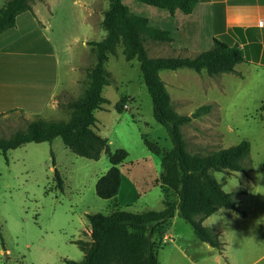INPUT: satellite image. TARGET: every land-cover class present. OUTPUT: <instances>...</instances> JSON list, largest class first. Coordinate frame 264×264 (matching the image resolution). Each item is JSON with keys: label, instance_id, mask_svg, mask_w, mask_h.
I'll return each mask as SVG.
<instances>
[{"label": "rangeland", "instance_id": "1", "mask_svg": "<svg viewBox=\"0 0 264 264\" xmlns=\"http://www.w3.org/2000/svg\"><path fill=\"white\" fill-rule=\"evenodd\" d=\"M5 1L0 0V7ZM32 2L37 15L35 13V17L30 10L19 13L22 31L16 35L15 48L20 52L1 57L4 62L0 63L1 78L5 84L18 83L15 89L19 85L25 92H33L37 88L46 91L47 86L41 81L56 76L57 87L69 91L59 94V110L49 112L48 107L42 116L67 119L70 109L66 103L82 94L87 69L95 62L88 41L105 35L102 20L108 1ZM123 3L141 15L146 6H150L138 0ZM145 45L152 57L187 56L184 51L173 50L169 42L148 39ZM105 66L111 74L110 83L102 91L107 102L94 114L97 130L108 139L110 147H123L128 152L120 167L125 177L119 192L111 199L101 198L95 192L97 179L110 166L104 152L97 160L77 155L59 136L51 142L30 141L0 150V264H66L65 258L79 260L84 252L76 240H90L89 213H109L114 209L161 210L164 199L176 197L159 183V158L146 148L141 138L144 133L165 148L171 146L165 127L153 117L152 100L138 60H125L122 45L118 44L115 54L108 53ZM160 76L176 112L192 114L201 105H211L181 126L189 151L207 153L236 144L243 138L249 140L250 153L243 162L254 164L253 182L247 186L248 193L243 195L242 203H239L242 193L238 189L246 186V180L228 175L229 170L210 172L220 183L225 181L222 188L234 194L239 208L250 207L253 202L254 213L261 212L264 220V120L259 118L260 114H255L256 109L261 110L254 97L255 90L234 87L228 93L219 92L214 90L217 76L186 67L162 70ZM121 98L122 111L119 112L115 104ZM261 108L264 110V103ZM27 114L20 109L1 113L0 136L8 137L16 130H24L27 120L41 117ZM55 169L62 179V189L56 185ZM237 221L233 210L227 208H219L204 219L203 224L219 233L223 248L218 250L200 241L191 224L175 212L166 229L169 239L162 241L157 250L159 264H225L222 254L235 247L238 239L242 246L247 244L263 250L264 233L241 231L239 238Z\"/></svg>", "mask_w": 264, "mask_h": 264}, {"label": "trees", "instance_id": "2", "mask_svg": "<svg viewBox=\"0 0 264 264\" xmlns=\"http://www.w3.org/2000/svg\"><path fill=\"white\" fill-rule=\"evenodd\" d=\"M32 1L6 0L0 7V33L15 25L19 13L33 11ZM107 1L102 20L105 35L99 40L88 41L94 51L95 62L87 69L82 94L66 103L70 109L69 117L56 120L35 116L27 120L24 130H16L8 137L0 136V150L6 151L30 141L51 142L59 136L63 144L77 155L97 160L104 152L110 166L97 179L95 192L105 199L116 196L125 177L120 167L128 152L123 147L112 149L108 139L99 134L94 111L102 109L107 102L102 95L103 88L111 81L110 71L105 66L107 54H115L116 46L121 44L125 60H138L152 100L153 117L165 127L171 142V146L165 148L147 134H141L146 148L159 158V183L165 190L173 191L176 197L164 199L161 210L132 212L114 209L109 213H89L90 240H76L84 252L83 257L64 260L66 264H159L157 250L175 212L191 224L200 241L221 250L222 241L218 233L203 221L219 208L237 211L238 200L232 192L222 188L210 171L249 169L250 164L246 165L243 160L249 154L250 142L243 138L236 144L207 153L189 151L181 126L211 105H201L192 114L176 112L160 71L186 67L196 72L205 70L210 76L234 72L235 65L244 60L243 51L215 36L208 49L195 55L152 57L147 52L145 41L170 42L173 38L169 31L151 25L146 16L134 13L122 0ZM138 1L174 14L176 9L190 13L199 0ZM122 103L123 98L115 104L119 112L122 111ZM54 175L57 187L62 189L57 169ZM238 191L242 193L245 189L239 188ZM238 213L243 214L242 211Z\"/></svg>", "mask_w": 264, "mask_h": 264}, {"label": "crops", "instance_id": "3", "mask_svg": "<svg viewBox=\"0 0 264 264\" xmlns=\"http://www.w3.org/2000/svg\"><path fill=\"white\" fill-rule=\"evenodd\" d=\"M31 12L35 16L36 12ZM136 12L138 11L134 10V13ZM20 15L16 16L14 26L0 33V63H4L1 62V57L12 56L20 52L15 48L16 38L22 31L19 24ZM144 16L148 18L151 25L168 30L173 38L169 46L177 52H186V55L192 56L208 49L215 36L237 45L243 51L244 60L235 65L234 72L215 75L218 80H216L214 90L228 93L234 87L254 89V97L258 99L257 106L262 111L260 113L256 109L255 114H260L259 118L264 120V110L261 108L264 103V25L260 26L258 23L264 19V0H199L190 13L176 9L174 14H170L166 9L150 5L146 6ZM36 19L41 22L38 17ZM24 20L28 21L26 18ZM30 23L32 24V20ZM1 67L0 65V114L11 109H20L31 113L30 115L44 117L42 114L48 107L49 112L59 110V94L64 90H69L57 87L56 76L50 80L41 81L47 84H43L47 86L46 91L37 88L33 92L30 90L25 92L26 90L20 88L19 85L15 89L18 83H3L4 79L1 78L3 67ZM213 101L219 105L216 100ZM250 164V168L244 171L228 172V175H234L240 180L247 181L246 186H239L245 189L239 197V203H242L243 195L248 193L247 186L253 182L254 164L252 162ZM238 211H242L243 214L241 215ZM233 213L238 219L237 235L239 238L241 231L246 234L264 233L262 214L261 212L254 213L253 202L247 208L237 206V211L233 210ZM167 238L169 239V236L165 231L163 241ZM242 245L241 239H238L235 247L222 254L225 264H237L238 261L241 262L240 264H264V249L257 250L247 244ZM242 257L246 260L241 261Z\"/></svg>", "mask_w": 264, "mask_h": 264}, {"label": "built area", "instance_id": "4", "mask_svg": "<svg viewBox=\"0 0 264 264\" xmlns=\"http://www.w3.org/2000/svg\"><path fill=\"white\" fill-rule=\"evenodd\" d=\"M258 23L260 26L264 25V19H261ZM126 107H130V106L126 104Z\"/></svg>", "mask_w": 264, "mask_h": 264}, {"label": "clouds", "instance_id": "5", "mask_svg": "<svg viewBox=\"0 0 264 264\" xmlns=\"http://www.w3.org/2000/svg\"><path fill=\"white\" fill-rule=\"evenodd\" d=\"M217 179H218V177H217Z\"/></svg>", "mask_w": 264, "mask_h": 264}]
</instances>
